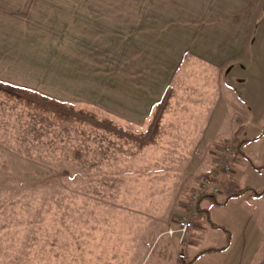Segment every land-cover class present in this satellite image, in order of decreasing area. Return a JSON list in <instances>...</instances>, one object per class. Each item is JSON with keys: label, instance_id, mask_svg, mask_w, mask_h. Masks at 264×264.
<instances>
[{"label": "rangeland", "instance_id": "374dc122", "mask_svg": "<svg viewBox=\"0 0 264 264\" xmlns=\"http://www.w3.org/2000/svg\"><path fill=\"white\" fill-rule=\"evenodd\" d=\"M129 7L126 0V25ZM120 34L110 32L95 44L90 40L89 47L79 44L72 55L68 44L63 46L58 87L49 85L52 78H41L39 87L20 88L38 98L0 89V264H264V238L257 228L264 216L251 214L249 195L224 204L221 193L217 198L224 205L205 201V215L192 201L214 168L220 142L206 152L205 163L191 167L190 157L176 159L158 144L150 148L161 134L165 107L156 109L143 129L113 113L119 91L134 97L123 80L133 69H124L122 61L135 54L126 49L121 60ZM254 46L264 58V35ZM248 115L254 124L248 137H259L264 124L260 131L255 128L260 119ZM244 147L233 174L221 176V182L238 178L240 188L252 194L248 183L260 185L262 178L251 172L245 155L264 154V144ZM184 216L194 218L195 228L182 245L167 232ZM222 250L227 251L215 258H197Z\"/></svg>", "mask_w": 264, "mask_h": 264}, {"label": "crops", "instance_id": "0c3cea01", "mask_svg": "<svg viewBox=\"0 0 264 264\" xmlns=\"http://www.w3.org/2000/svg\"><path fill=\"white\" fill-rule=\"evenodd\" d=\"M99 1L0 0V84L39 87L41 78H52L49 85L58 87L63 46L68 44L72 55L79 44L89 47L110 32L124 33L118 38L123 41L119 57L125 59L126 49L135 54L122 61L124 69H133L123 80L134 97L119 91L113 113L143 129L166 97L157 128L162 131L150 148L158 144L176 159L190 157L197 168L207 151L237 132L243 147L264 144V136L249 138L247 131L254 125L250 113L260 119L255 128L261 131L264 124V58L254 46L264 35V0H128L129 25L123 20L126 0ZM141 50L143 55L136 53ZM245 157L251 172L262 178L260 185L248 183L255 193L244 195H249L247 208L264 216V154L252 150ZM259 227L264 238V222Z\"/></svg>", "mask_w": 264, "mask_h": 264}, {"label": "trees", "instance_id": "16d2710c", "mask_svg": "<svg viewBox=\"0 0 264 264\" xmlns=\"http://www.w3.org/2000/svg\"><path fill=\"white\" fill-rule=\"evenodd\" d=\"M0 89H4L6 92H11V93H18L19 96H23V95H27L31 98H38L35 97L33 94H29L27 91L17 88V87H13V86H8L5 84H0ZM41 102H48L50 104H52L53 106H59L57 103H55V101H49L46 99H37ZM166 102V97L163 99L162 103L160 104L159 109H163L164 105ZM60 108H63L65 110V108L62 106H59ZM159 114V113H158ZM156 115V121L159 119V115ZM153 128H151L149 130V132L147 133L146 137L148 139V137L150 136L151 132H152ZM264 136V129L262 134L259 136V138ZM147 139H139L141 140L140 142L144 145H148V140ZM257 139V138H256ZM231 141L233 142V153L231 154V156L226 157L224 155V149H223V144L224 143H219L216 146V152L214 154V159H213V163H214V168L210 171V173L212 174H218L219 173V169L221 168L222 164L224 162H228L231 163V165L234 167L237 164L240 163V157L243 155V143L239 141V135L238 132L234 135V137L231 139ZM221 189H222V193L225 196V203H228L232 200L235 199H239L240 197L244 196L248 190L246 189H241L236 181L235 178H228L226 181L223 182V184H221ZM210 200L214 205L217 206H222L224 205L223 203L219 202L217 196H202L198 202L196 203V209L199 215L203 214V210H202V203L204 201ZM207 253H211L210 251L207 252H202L199 256H203Z\"/></svg>", "mask_w": 264, "mask_h": 264}, {"label": "built area", "instance_id": "2783aa9c", "mask_svg": "<svg viewBox=\"0 0 264 264\" xmlns=\"http://www.w3.org/2000/svg\"><path fill=\"white\" fill-rule=\"evenodd\" d=\"M224 155L226 157L231 156L233 153V142L226 141L223 144ZM233 174V166L231 163L224 162L219 169L218 174L207 173L200 184L199 188L197 189V194L193 196L192 201L194 204L198 202V200L202 196H219L221 192V176L223 175H232ZM195 228L194 218L192 216H184L182 219L177 223L176 229H171L167 232L170 237L179 236V242L182 245L186 244L187 236L190 232Z\"/></svg>", "mask_w": 264, "mask_h": 264}]
</instances>
